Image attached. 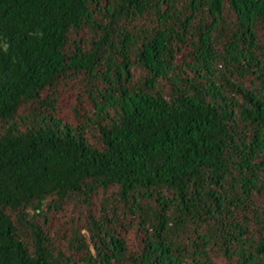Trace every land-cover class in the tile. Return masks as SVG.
Returning <instances> with one entry per match:
<instances>
[{"label": "trees", "instance_id": "obj_1", "mask_svg": "<svg viewBox=\"0 0 264 264\" xmlns=\"http://www.w3.org/2000/svg\"><path fill=\"white\" fill-rule=\"evenodd\" d=\"M0 123V264H264V0H0Z\"/></svg>", "mask_w": 264, "mask_h": 264}, {"label": "rangeland", "instance_id": "obj_2", "mask_svg": "<svg viewBox=\"0 0 264 264\" xmlns=\"http://www.w3.org/2000/svg\"><path fill=\"white\" fill-rule=\"evenodd\" d=\"M89 33L84 31L78 33L82 38H88ZM86 42V41H85ZM87 44H81L82 48H85ZM53 95L55 101V109L57 115L72 124L77 122L76 110H80V113H85L88 110V95L81 86V80L78 76L72 78L62 79L55 87L47 89L43 92L42 96ZM2 124L0 123V127ZM1 131V129H0ZM97 197L94 198L96 203ZM87 212L85 207H76L72 204H66L64 210L59 212L57 216L52 220L51 225H62L64 220H69L70 217L76 219L78 216L83 217ZM130 234L126 237L129 238Z\"/></svg>", "mask_w": 264, "mask_h": 264}]
</instances>
